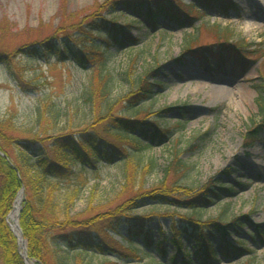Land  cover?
Returning <instances> with one entry per match:
<instances>
[{"label": "trees", "instance_id": "trees-1", "mask_svg": "<svg viewBox=\"0 0 264 264\" xmlns=\"http://www.w3.org/2000/svg\"><path fill=\"white\" fill-rule=\"evenodd\" d=\"M115 6L123 7V14L132 13L144 27L157 29L160 32L159 38L167 36L173 30L164 26L162 19L170 21L180 29H188L194 28V21L202 20L208 15L200 7L211 8L223 14L237 9L232 0H194L191 4L182 0H105L103 3L97 2L90 14L72 21L69 28H61L65 32L62 34L64 39L56 35L61 41L51 39L44 43L38 42L32 46H23L20 51L36 60L55 57L59 62H73L78 67L91 71L82 98L91 106L106 102L110 109L114 79L109 72H105L106 52L103 50L116 48L124 51L140 44L129 33L132 24L120 23L115 11L110 18L101 16ZM209 27L217 35L214 43L196 44L198 37H191L187 43L183 42L185 44L179 60L188 56L211 66L213 61L220 67L231 65L248 71L254 64V61L249 60L250 55L264 58V49H252L251 44L242 38L233 40L232 32L228 28L215 24ZM1 34H5L2 28ZM9 58L4 50H0V65H4ZM9 71L14 77L12 66ZM155 72V69L148 68L146 77L139 79L138 86L135 82L131 92L126 95L129 108L134 109V116L127 120L111 118L115 131L107 126L104 129L97 128L102 120V115L99 114H96L91 124L93 131L89 132L88 128L82 130L81 137L63 128L59 130L63 112L53 101L37 108L34 124L29 128L17 124L15 113L0 119V260L3 264H25L19 253L18 239L7 221L21 189L24 190V198L19 223L27 241L28 257L35 260L36 264H94L93 259L88 258L89 255L104 259L114 256L117 261L134 262L139 260L140 251L152 257L151 260L155 263L166 264L158 262L146 249H155L160 256L165 257L168 232L160 228V238H155L151 227L155 217H138L133 214L138 207L148 204L171 206L174 202L182 203L190 211L189 214L174 219L171 224V242L177 248L178 254H183L184 257L181 261L178 255L167 258L170 264H221L220 256L235 262L246 257L250 260L253 252L247 248L246 243L251 239L264 245V228L261 230L260 226L253 231L257 234L255 239L247 234L249 238L234 245L231 238L232 235L240 233L243 221L246 220L244 215L224 217L227 212L224 209L216 218H203L204 210L234 198L237 190H246V185L237 182L223 183L209 177L200 186V192L191 195L188 201L181 202L178 198L183 193L190 195L195 189L177 184L178 178L184 176L187 170L186 164L178 155H173V160L161 167L163 180L146 190L145 176L154 170L155 160L151 159L142 173H139L138 168L133 166L135 159L125 150L126 153L119 150L118 141L121 144L129 141L133 149L140 152L143 144L148 149L162 147L173 137L171 128L165 129L159 124V120L148 123L141 119V114L148 112L141 110V105L153 99L155 93L154 84L149 83L146 78ZM155 85L161 83L155 82ZM256 88L258 119L245 130L243 141L247 147L254 146L264 137V86L259 84ZM180 109L184 111L182 115L185 118V108ZM172 110L169 107L164 108V116ZM179 127H185L183 122H179ZM205 136L208 133L199 138L203 139ZM99 162L109 165L123 164V192L133 193L131 199L97 214L87 212L86 214H93L84 216L85 218L71 216L79 188L72 185L62 187L61 183L75 179V167L80 166L83 170L97 169ZM169 173L176 176L174 181L169 182L166 179ZM114 234L127 241L129 248L116 244L112 238ZM190 242L194 246L186 255L183 251L186 243ZM59 251H64L66 255L58 256ZM82 254L85 256H81ZM192 255L195 259L190 258Z\"/></svg>", "mask_w": 264, "mask_h": 264}, {"label": "rangeland", "instance_id": "rangeland-1", "mask_svg": "<svg viewBox=\"0 0 264 264\" xmlns=\"http://www.w3.org/2000/svg\"><path fill=\"white\" fill-rule=\"evenodd\" d=\"M104 1L0 0V50L10 56L8 62L0 65V119L15 113L17 124L29 128L34 124L37 108L53 101L63 112L59 130L63 128L81 137L82 130L88 128L89 132L93 131L91 124L96 114H99L102 115V120L97 128L104 129L107 126L115 131L111 118L133 119L134 109L129 108L125 97L131 92L135 82L138 86L139 79L146 77V70L153 68L156 72L146 79L154 84L155 93L153 99L141 105V110H148L141 114V119L148 123L159 120L162 127L171 128L173 137L162 147L148 149L143 144L140 152H136L129 141H123L122 144L118 141L119 150L128 152L135 159L133 166L138 168L139 173H142L151 159L155 160L154 170L145 176L146 190L163 180L161 167L168 165L173 160V155H178L186 164L187 170L184 176L178 178L177 184L195 189L190 195L183 193L178 198L181 202L188 201L191 195L200 192V186L209 177L223 183L237 182L246 185V190H237L234 198L204 210L203 218H216L224 209H227L224 217L244 215L246 220L243 221L240 233L232 235L231 239L234 240V245L249 238L247 234L255 239L256 228H264V137L255 146L247 147L244 145L243 136L251 123L258 119L256 85L264 86V58L250 55L249 60L254 61V64L245 71L231 65L220 67L213 61L212 67L211 64L201 63L188 56L179 60V56L185 44L183 42L187 43L191 37H198L196 44L214 43L217 35L209 27L213 24L228 28L232 32L233 40L242 38L251 44L250 48L264 49V0H232L237 9L229 10L228 14L200 7L208 15L202 20L194 21V28L180 29L170 21L162 19L161 23L173 30L161 38L157 29L144 27L132 13L123 14V7L115 6L103 12L101 16L110 18L115 11L120 23L132 24L129 33L140 43L124 51L116 48L103 50L106 52L105 72H109L114 79L110 109L106 102L94 106L84 102L82 92L90 79L91 71L84 70L73 62H59L55 57L36 60L20 51L23 46H32L38 42L44 43L51 39L58 41L56 35L63 38L62 34L65 33L61 28H69L72 21L90 14L97 2ZM182 1L186 4L194 2ZM1 28L5 30L3 35ZM11 66L14 77L9 71ZM220 78L226 79L223 89L215 85ZM155 82H160L161 85H155ZM213 88L223 90L226 97L214 101ZM166 107L173 110L164 116ZM180 107L185 108V118ZM179 122H183L185 127L180 128ZM204 133H208V136L200 139ZM123 168L122 163L109 165L100 162L97 169L83 170L80 166L75 167V179L61 183L62 187L72 185L79 188L71 216L88 217L131 199L133 193L123 192ZM166 179L169 182L174 181L176 176L169 173ZM186 207L185 204L174 202L171 206L148 204L134 211L133 214L138 217H155L151 224L155 238H160V228L168 232L165 257L160 256L155 249H146L158 262L170 264L168 259L174 255H178L180 261L184 257L183 254H178L177 248L171 242V224L174 219L190 213ZM87 212L93 213L86 214ZM8 222L11 223L9 220ZM112 238L116 244L129 248L127 241H123L119 235L114 234ZM192 246L194 243H186L183 253L188 255L187 252H190ZM246 246L253 252L252 259L246 257L235 262L220 256L221 264H264V245L250 239ZM19 253L23 257L21 244ZM57 254L66 255L64 251ZM88 258H92L94 264H158L143 251L138 253L139 260L134 262L117 261L114 256L104 259L89 255ZM190 258L195 259V256ZM0 264H3L1 260ZM29 264L36 262L30 260Z\"/></svg>", "mask_w": 264, "mask_h": 264}, {"label": "bare ground", "instance_id": "bare-ground-1", "mask_svg": "<svg viewBox=\"0 0 264 264\" xmlns=\"http://www.w3.org/2000/svg\"><path fill=\"white\" fill-rule=\"evenodd\" d=\"M217 83H215V85L217 86V88H224L226 79L220 78L216 80ZM217 88H213L214 91V98L213 100H219V99H223L226 97V93L223 90L217 89ZM22 201H23V192H20L18 194V196L15 199L14 205H13V210L11 211L10 215H9V221L11 222V227L14 230V232L20 237L21 240V234H20V230H19V225H18V218H19V212L21 210V206H22ZM24 248L25 245L21 240V250L24 253Z\"/></svg>", "mask_w": 264, "mask_h": 264}, {"label": "water", "instance_id": "water-1", "mask_svg": "<svg viewBox=\"0 0 264 264\" xmlns=\"http://www.w3.org/2000/svg\"><path fill=\"white\" fill-rule=\"evenodd\" d=\"M28 260H29V259H28V256L26 255V256H25V261H27V262H28Z\"/></svg>", "mask_w": 264, "mask_h": 264}]
</instances>
